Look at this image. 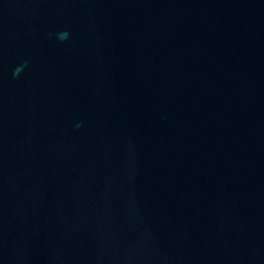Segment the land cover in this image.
Listing matches in <instances>:
<instances>
[{"label":"water","instance_id":"obj_1","mask_svg":"<svg viewBox=\"0 0 264 264\" xmlns=\"http://www.w3.org/2000/svg\"><path fill=\"white\" fill-rule=\"evenodd\" d=\"M0 264H264V0H0Z\"/></svg>","mask_w":264,"mask_h":264}]
</instances>
